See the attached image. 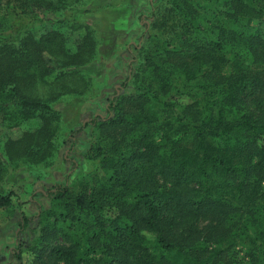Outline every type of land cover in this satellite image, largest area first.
I'll use <instances>...</instances> for the list:
<instances>
[{
    "label": "trees",
    "instance_id": "16d2710c",
    "mask_svg": "<svg viewBox=\"0 0 264 264\" xmlns=\"http://www.w3.org/2000/svg\"><path fill=\"white\" fill-rule=\"evenodd\" d=\"M80 1L0 0V111L42 121L8 140L10 161L48 151L54 112L34 87L54 71V80L69 76L89 41L70 52L43 24L75 21L65 12ZM255 20L264 0L157 1L120 84L131 91L114 89L107 116L87 123L94 138L78 190L67 179L47 189L59 207L39 214L27 264H264V36ZM13 194H0V206Z\"/></svg>",
    "mask_w": 264,
    "mask_h": 264
},
{
    "label": "rangeland",
    "instance_id": "374dc122",
    "mask_svg": "<svg viewBox=\"0 0 264 264\" xmlns=\"http://www.w3.org/2000/svg\"><path fill=\"white\" fill-rule=\"evenodd\" d=\"M157 1L81 0L78 10L65 12L69 19L76 15L75 21L43 24L64 35L70 52L76 51L84 39L89 44L83 53L85 62L69 76L54 80V71L34 87L37 97L54 112V131L44 141L50 144L44 157L39 159L43 151L36 148L37 155L31 162L8 159V140L37 131L42 121L38 116L23 117L18 107L8 109L9 113L0 111V194L14 193L9 205L0 206V264H27L28 247L37 241L41 229L39 214L59 207L45 195L47 189L67 179L78 190L81 177L89 169L86 152L94 138V128L87 123L93 116H107L114 89L120 94L131 91L120 89V84L128 74L132 53L146 37L143 25L151 18ZM5 11L9 12L4 7L2 13ZM254 22L259 23L264 36V20ZM83 124L87 125L80 129ZM23 217L27 222L21 227Z\"/></svg>",
    "mask_w": 264,
    "mask_h": 264
}]
</instances>
